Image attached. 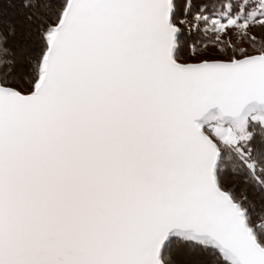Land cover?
Returning a JSON list of instances; mask_svg holds the SVG:
<instances>
[{"label":"snow or ice","instance_id":"1","mask_svg":"<svg viewBox=\"0 0 264 264\" xmlns=\"http://www.w3.org/2000/svg\"><path fill=\"white\" fill-rule=\"evenodd\" d=\"M0 264H264V0H0Z\"/></svg>","mask_w":264,"mask_h":264},{"label":"trees","instance_id":"2","mask_svg":"<svg viewBox=\"0 0 264 264\" xmlns=\"http://www.w3.org/2000/svg\"><path fill=\"white\" fill-rule=\"evenodd\" d=\"M10 11H11V10H10ZM259 210H260L259 208L256 209L257 212H258ZM254 214H255V213H254Z\"/></svg>","mask_w":264,"mask_h":264},{"label":"rangeland","instance_id":"3","mask_svg":"<svg viewBox=\"0 0 264 264\" xmlns=\"http://www.w3.org/2000/svg\"><path fill=\"white\" fill-rule=\"evenodd\" d=\"M203 54V53H202Z\"/></svg>","mask_w":264,"mask_h":264}]
</instances>
